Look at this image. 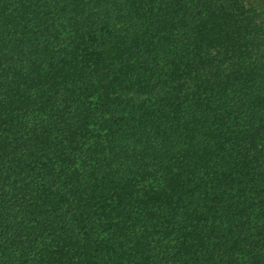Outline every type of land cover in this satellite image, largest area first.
<instances>
[{
  "label": "trees",
  "instance_id": "trees-1",
  "mask_svg": "<svg viewBox=\"0 0 264 264\" xmlns=\"http://www.w3.org/2000/svg\"><path fill=\"white\" fill-rule=\"evenodd\" d=\"M0 264H264V0H0Z\"/></svg>",
  "mask_w": 264,
  "mask_h": 264
}]
</instances>
